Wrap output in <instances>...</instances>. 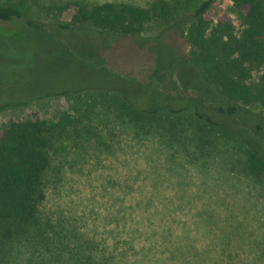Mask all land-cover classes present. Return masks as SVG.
<instances>
[{
  "label": "rangeland",
  "instance_id": "obj_1",
  "mask_svg": "<svg viewBox=\"0 0 264 264\" xmlns=\"http://www.w3.org/2000/svg\"><path fill=\"white\" fill-rule=\"evenodd\" d=\"M105 1L150 0H0L19 5L37 25L0 21V125L56 123L87 106L99 111V91L113 89L139 108L221 126L237 136L233 146L264 159V109L241 105L230 117L215 111L216 91L188 60V16L152 23L136 36L101 34L77 20L80 5ZM223 15L240 26L231 0H216L207 13L213 21ZM147 143H121L100 165L96 144L69 147L48 183L43 216L69 241L86 244L98 264L99 251L119 264H193L197 255L209 264H264V185L222 166L215 154L201 167ZM225 148L219 157L241 155Z\"/></svg>",
  "mask_w": 264,
  "mask_h": 264
},
{
  "label": "trees",
  "instance_id": "obj_2",
  "mask_svg": "<svg viewBox=\"0 0 264 264\" xmlns=\"http://www.w3.org/2000/svg\"><path fill=\"white\" fill-rule=\"evenodd\" d=\"M215 1L150 0L146 5L105 1L80 5L76 17L101 34L136 36L152 23L188 16L184 28L188 60L216 91L215 111L230 117L241 105L264 109V0H231L242 16L239 27L228 15L216 21L207 17ZM13 19L37 27L19 5L0 3V21ZM96 103L99 111L93 106L77 108L75 116L56 123L9 119L0 125V264H98L86 244L76 237L69 241L40 209L69 147L96 144L100 165L121 143L136 148L150 141L201 167L215 154L222 166L264 185V159L251 148L233 146L237 136L221 126L192 115L139 108L113 89L100 90ZM226 144L240 149L241 155L219 157ZM112 257L111 252L99 251V264H119ZM196 259L193 264H209L205 256Z\"/></svg>",
  "mask_w": 264,
  "mask_h": 264
}]
</instances>
